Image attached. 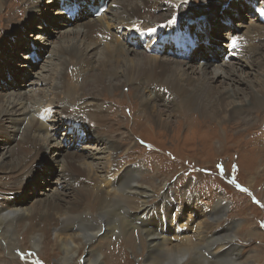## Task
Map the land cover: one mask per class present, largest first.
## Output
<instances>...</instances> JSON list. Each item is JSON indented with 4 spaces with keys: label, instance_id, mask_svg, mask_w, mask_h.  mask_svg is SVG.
<instances>
[{
    "label": "bare ground",
    "instance_id": "obj_1",
    "mask_svg": "<svg viewBox=\"0 0 264 264\" xmlns=\"http://www.w3.org/2000/svg\"><path fill=\"white\" fill-rule=\"evenodd\" d=\"M26 1H28L29 6ZM188 1L191 4L193 3V0H161L159 3L166 8L154 11L152 10L156 4L154 0H112V3H116L119 9L110 18V20L116 21V30L113 33L110 28V20L106 21V19L91 17L90 12L87 10H85V14L79 18L78 22L73 23V26L70 25L75 27L74 30L69 29L68 31L60 32L61 27L54 26L56 19L59 17L56 13L52 14L48 11L54 5L52 4L51 7H41L38 14L40 18L47 20L48 17L55 16L51 26L56 28V30H51L52 33H59V36L64 33H71V31L72 33L70 36L69 34L61 36L62 41L57 46L58 49L52 48L51 50V54L55 56L56 59H54L57 62H54L52 67L47 69L49 74L46 77L49 80V88L44 89V86L42 84L40 86V82L37 81L32 84L35 85V88L32 89L31 87L30 91H23V93L21 90L16 91L17 84L15 85L14 81L20 80L17 74V71L21 68L20 65L14 63L8 65L7 69L6 66L0 65V73L7 75L8 72L13 76V82L9 81L5 76V83L0 80V194L2 195L3 191L17 193L15 195V199L17 200L6 205L9 206L7 208L10 214H4V209L0 206V251L3 248L2 242L6 243L7 249H14L13 244L15 240L13 239V235L21 228L22 230H26V237L33 246L45 249L51 248L54 244V241L51 239L46 240L45 236L53 235L54 240H58V246L67 258L75 256L76 252L89 241L88 247L93 245L91 251L92 257L86 256L85 251V256L83 257V260H85L84 264H120L119 262L127 264V260L125 259L127 255L124 249L128 246L133 249L135 245L132 244L129 236L141 230L140 234L143 235L144 240L140 242L139 246L148 249V251L143 254L144 259L142 261L139 258L140 264H177L183 259L181 257L184 251H189L190 257L194 255V250L200 246H202L203 250L212 244L220 246V243L232 237L231 232L221 237L220 234L215 235L216 224L213 222L204 223L202 220L203 223L199 222L197 224V227H199L197 236L192 239L190 234L182 232L186 230L184 229L185 226L187 228L190 224L192 226V218L189 216V219L185 218L183 220L180 216L175 218L170 216L172 208L170 200L167 197L171 196V192L161 190L158 195H161L158 202L154 204L153 201L155 199L152 198L153 204H149L150 196L148 197V195L153 190L150 188L151 183L148 182L152 180V173L143 175L135 166L126 171L114 168L117 167L118 163L111 159V155L114 154L112 151L121 148L123 139H131L130 132L134 128H137V123L136 120L131 121L129 123L130 131H121L120 128L123 123L119 118H121L122 113L114 109L108 114L107 109L103 108L104 104L100 103V99H98L104 91L112 93L117 89L118 84H121V82H115L113 79L121 77L123 82L125 81L133 87V93L138 97L140 106L149 108L151 116H155L160 120L166 114H164L163 109L158 107L159 104L156 97L165 98L164 89H167V93L170 96L172 95V98L169 101L168 98L166 99L167 101L164 99L162 104L169 105V108L175 104L173 111L169 110V114L167 115L171 116V113L175 111L177 113L180 112L183 121L187 123L193 117L197 119V115L195 112H186V109L197 110L206 119H209L214 114L213 112L219 110V114L217 115L220 119L227 121L235 120V124V118H242L241 121H245L254 112H256V117H254L253 121L257 122L260 116L259 119L262 120L264 118V72L261 76H258L260 72L264 71V27L261 26L262 24L255 17L249 18V23L241 25V27L237 23L235 26L231 24L227 26V31L224 32L227 40L234 35L246 39L247 46L244 48V55L237 58L236 62L245 60V64L247 65L254 58L255 63L252 65L254 68L249 75L253 76V78L250 80L237 76L236 65L239 63H236L235 60H229L230 62L227 64L222 62L220 66L217 65L214 68L211 65L210 67L209 63L200 67L198 64L189 61V55L185 53L182 56L174 54L170 57L166 56L168 55L166 54L168 47L162 44L159 45V53L150 54L144 49L135 47L136 40L133 42L126 36H124L125 39L123 41L118 38L116 41L107 42L103 46L97 47L101 43L100 37H97L98 35L107 34V36L113 38L118 33L119 28H127L133 25L134 21L139 25L135 30L144 32L147 30L159 32L167 27L174 26V36H179L181 33V30L176 29L175 26L183 25L186 28V32L189 34L193 33L197 41L200 42V31L202 32L204 28L206 29L210 25L207 19L200 18H213L211 22H216L214 17L217 15L218 2L215 0H200L198 5L190 7ZM12 2L16 5L20 2L25 3V21L30 22L27 20L28 16H34V10H30L34 9L35 3H39V0H12ZM74 2L79 5L86 4L90 9H93L101 1L74 0ZM5 3V0H0V10ZM45 3L51 4L52 2L50 0ZM102 20H105V23ZM22 23L23 21L20 18L17 23L20 24L19 26H26L28 24ZM3 26L5 25H1L0 22V34L4 32ZM124 30L126 31L127 29ZM13 31L16 32L17 29L13 28ZM29 35L35 37L33 34ZM131 39L134 40L135 38ZM255 40H257V43H254ZM4 41L0 43V48L6 52L7 49L6 44H3ZM47 43L48 39L45 40L46 45ZM139 44L137 45L139 46ZM103 47H111V50H105ZM98 48L101 51L97 55L93 50ZM206 48L202 46V51ZM44 49L48 51V46H44ZM252 53L253 56L251 55ZM51 54L49 56H53ZM248 57L250 58L249 60ZM233 62L234 65L231 66ZM36 66L30 71L34 72ZM10 68L14 70L11 71ZM227 72L235 73L236 76H225ZM218 78L221 79L219 80ZM225 79H229L230 83H226ZM216 81H219V83H215ZM242 84L246 86L247 90H245L246 88H241ZM136 87L140 88V90ZM10 92H15L19 95L7 98L6 96L10 95ZM35 93L40 99L32 105L37 104V107H39H35L37 109L34 110V116H29V107H32V105L29 106V103L34 100ZM116 106L120 108L119 104ZM46 108H51V116L43 123L38 119L37 113ZM146 108L141 109V111L144 110L143 112L146 113ZM203 109L208 111L207 114L202 113ZM57 117H61V123L56 120ZM63 118L65 129L68 130V133L73 134L74 141L79 137L76 134L77 132L87 133V141L94 139L96 147H90L89 143H83L82 146L78 147L73 144V149L71 150L72 147L67 146L70 142L57 140L55 137L57 130L55 129H57L56 127H61ZM68 119L73 121L80 120V124L78 122H71L70 124ZM131 119H136L133 116V112ZM196 119H194V122H197ZM12 122L19 124V126L13 125ZM88 122L91 124L89 127ZM84 127L88 128L90 134L93 132L96 138L93 135L90 136ZM2 134L6 135L5 140L1 137ZM248 137L247 143L249 148L254 152L258 151L264 154V150L253 148L257 147L253 144V132H250ZM10 146H13L12 149L16 148L18 156L14 157L11 149V159H6ZM261 156L263 155L259 154L257 156L259 160ZM119 157L120 155H118L120 161ZM94 158L106 159L105 170L93 164ZM36 162L44 164V168L46 169L41 171H39L40 169L31 170L32 167L36 166ZM52 163H56L57 168L54 169L56 177L50 182L61 185V192L66 194L67 199L71 194L76 198L75 202L72 201L73 199L66 202L72 208L69 211L61 210V203H57L60 202L58 197L51 194L55 190H58L56 184V187L51 188L46 186L39 190L38 194L41 196L36 197V202H39L41 197L50 195V197L41 201L42 204L40 205H42V208L37 209L32 204L28 208L26 206L25 210H22L19 201L26 196V193H23L27 184L26 179H34L32 187L38 188L39 184L44 183L45 180L44 176L41 175L46 170H49ZM106 170L107 172H104ZM109 171L118 174L117 176L106 175ZM22 176L24 178L21 179ZM82 177L92 180L91 187L89 185L84 186V179ZM80 181H83V185L80 184ZM102 181L107 184L105 188L101 186ZM140 182H146V185L145 183L142 184L145 187L138 188ZM75 184L79 186L76 187ZM66 187L72 190L67 191ZM136 191H139V193ZM190 191L186 190L183 198L179 195L177 199V194L174 195L181 204L178 211H182L184 207H192L194 211L200 210L197 206V204H200L198 200L195 204L188 205L192 198ZM73 192H75L74 195ZM129 196H139L141 200L143 199V201L140 200L141 202L145 200L146 202L141 204L142 206L135 208L126 207L127 204L124 202L128 203L127 199L129 200ZM158 196L156 195L155 197ZM32 200L35 202V198ZM15 206H18L19 210H16ZM225 206V201L218 199L211 214L224 211ZM162 211H164L166 219V229L164 225L162 227L161 224H158L159 214L161 215ZM178 211L177 213L181 212ZM154 213L157 220L154 217ZM59 214H62V216ZM12 218L17 219L16 228L13 227ZM37 219L40 220L38 225L43 224L41 226L43 228L37 225ZM227 223L230 226L232 221H228ZM154 224L160 226L159 230H152ZM139 226H142V228H139ZM169 226L177 228L174 238H179V244L171 243L170 237L167 234ZM210 226L212 227L208 228ZM47 229L51 230L52 233L45 235L44 232ZM178 229L180 232H178ZM87 230H92L94 233H90ZM63 235L68 236L64 237ZM108 235H113L118 239L121 260L115 255H113V260H107L106 253L98 245L97 241ZM124 238L128 246L123 242ZM228 247L229 252L233 253V259L239 264H244L245 262L243 263L240 260L241 255L236 253L235 244L230 242L225 243L224 249ZM254 256L258 255L254 254ZM255 260L251 261L250 264H255ZM2 264L4 263L2 262ZM192 264H195V262L192 261ZM200 264L203 263L200 262Z\"/></svg>",
    "mask_w": 264,
    "mask_h": 264
},
{
    "label": "rangeland",
    "instance_id": "obj_2",
    "mask_svg": "<svg viewBox=\"0 0 264 264\" xmlns=\"http://www.w3.org/2000/svg\"><path fill=\"white\" fill-rule=\"evenodd\" d=\"M46 1H50V0H39V3H35L36 5L34 9L31 10L29 9L30 11L34 10L33 12L34 16L33 17L28 16L27 20L30 22L25 21L26 5L23 2H20L18 5H16L12 2V0H5L6 3L0 10V22L1 25H5L3 26L4 32L0 34V43L6 39L3 44H6V49H7L5 52L2 48H0V65H2L3 67L6 66V69L8 68L7 67L8 65H12L14 63L20 65L21 68L17 71L20 80L14 81V84L15 85L17 84V87L15 88L16 91L21 90L22 93L23 91H30L31 87L32 89L35 88V85L32 84H34L37 81L40 82L39 84L40 86L41 84L42 86H44V89L49 88V84H48L49 80L46 77V75L49 74L47 69L52 67V64H54V62L55 63L57 62L55 60L56 59L55 56L51 54V50L52 48L58 49L57 46H59L62 41V39L60 38L61 36L64 35L67 36L68 34L70 36V34L72 33L71 31V33L70 32L64 33L61 36H59V33H52L51 30H56V28L51 26L52 20L55 19V16L48 17L47 20L40 18V15L38 14L41 7L42 8L44 6L51 7L52 4L54 5L48 11L51 12L52 14L56 13L57 16L59 17L58 19H56V22L54 21L55 22L54 26H60L61 30L58 29L60 30V32L68 31L69 29H73V30L75 29V27H72L73 25L65 26L63 24L64 23L62 17L63 13L59 10L60 7L56 0H51L52 2L51 4L45 3ZM65 1L67 3V0ZM111 1L112 0H110V3L115 5L116 7L112 9L108 8L98 18L110 20L111 16L114 15L115 12L119 11L118 5L116 3H112ZM154 1H156V4L152 8V10L155 11L157 9L161 10L166 8L159 3V1L161 0H154ZM215 1L221 2V8L218 6L219 7L218 10L220 9L219 14L221 15V12H223L225 9V7H222V5H225L227 3V0H215ZM26 3L28 4V1H26ZM199 3L200 0H193V3L192 4L190 3V7L191 6L194 7ZM84 10L88 11V9L86 8ZM230 11L232 12L233 10ZM242 12L244 13V10ZM20 18L23 21L22 24L28 23L26 26L24 25L25 27L23 25L19 26L20 24H17ZM247 21L249 23L248 15H244V18L241 20L236 19V22H238V24L241 25H244L242 23H247ZM102 22H105V20H102ZM109 23H110L111 32L113 33L116 30V24H115L116 21L111 19ZM223 24L224 22L222 23V26ZM13 28L17 29L16 31L17 33L14 31L12 32ZM226 30H227L226 28H222L220 31L217 32L215 29L214 36L219 40L223 39L226 36L224 35V32ZM29 34H33L35 37ZM127 34L128 31L126 32L124 29H122V34H121V37L123 36L121 38L122 41L125 39L124 36H126ZM214 36L211 32L210 33L211 43H215ZM28 38L33 39L36 43H38L39 45L38 50L41 56L40 59L37 61V63H35L33 66L35 67L36 64H38L34 72L30 71L33 67H30L28 65V59L26 56L27 54L26 40ZM47 39H48V43L46 45L45 40ZM103 45L104 43H101V45H98L97 47H101ZM44 46L46 47L48 46V51H45ZM203 47L206 48L205 46ZM103 49L111 50V47H103ZM93 51L98 55L101 49L98 48ZM200 51L202 52L200 57L195 58L194 55H192L189 58V61L198 64L200 67L201 65H205V63L208 61L209 66L211 65L213 68L217 65L220 66V64L222 63V61L220 60V58L222 57V52L215 51L213 53L214 49L211 50L207 48L204 49L203 51L202 50ZM50 54L53 56H49ZM210 54L212 56H216L217 58L213 59L212 56H210ZM251 55L253 56V53ZM249 59L250 58L248 57V60ZM252 59L253 60H251L247 65L245 64V60L236 62V59H234L236 63H239L238 65H236L237 76H241L245 78V80H250L251 78H253V76H249L254 68L252 65L255 63L254 58ZM229 62L230 61L228 62L226 61L224 63L227 64ZM232 65H234V62L231 64V66ZM10 69L11 71L14 70L12 68ZM6 71H10V70H6ZM263 72L264 71L260 72L258 76L259 75L261 76ZM236 74L227 72L225 76L235 77ZM4 76L7 77L9 81L13 79V77L12 79L8 78V73L7 75L4 73H0V80L3 81L4 83H5ZM218 79L220 80L221 78ZM113 80L115 82H121V84H118V88L115 89L112 93L110 91H104L102 94H100V97H98V99H100L99 102L100 103L102 102L104 104L103 108L107 109L108 114L114 109L117 112L122 113L121 118H119L120 121L123 123V125L121 123L122 125V127L120 128L121 131L124 130H125L124 132L130 131L129 123L131 121L136 120L137 123L136 124L137 128L133 129L134 132L132 130L130 132L131 133L130 136H132L131 139L130 140L123 139L121 148L112 151V153L114 154L111 155V159H113L116 163H118L116 168H118L121 165L128 164L130 166H128L127 168H132L131 166H135L139 172L143 173V175H149V173H152V180H149L148 182L151 183L150 188L153 190V192L148 195V197L150 196L148 201L149 204H153V202L155 204L158 202L161 196L158 195L161 190L171 192V196L167 197L171 201L177 200L179 195L180 197L183 198L184 197L183 195L186 193V190L187 191L191 190L190 195L192 196V198L190 200V203L188 204H195L197 200L200 203V205H197L200 208V210L197 209L198 211H194V209L188 207V211H187V215L188 212H191L193 214L194 219L197 220L196 222H193L192 226L190 224V228L188 229V231H185L186 234H190L192 239L197 236L198 233L197 230H199L197 224L199 222L215 223L216 227L214 233L215 235L220 234V237L228 232L232 233V237L228 238L223 243H220V246H218L217 244H212L210 245V247L204 250L202 246H200L199 248H196L194 250V255H191L190 257H189L190 252L184 251V254L181 257L183 259L180 260L179 261L180 263L178 262L177 264H192V261H194L195 264H200V262H202L203 264H233V263L239 264L237 261L233 259V253L229 252V247L224 249V244L227 242L235 244V246L237 247V248L235 247L236 253L241 255L240 260L243 261V263L245 262L244 264H248V263L250 264V262L254 261V259H256L255 264H264V154L259 153L258 151L254 152L252 149L249 148V145L247 143V138H249L248 137L249 133L253 132V136H254L253 144L257 146L253 148L264 150L263 149L264 118L261 120L259 119L261 117L260 116L257 119L258 123L253 121L254 117H256V112H254L252 113L253 116L251 115L248 119H245V121H241L242 118H235L236 119V124H235V120L227 121L220 119L219 116L217 115L219 114L218 113L219 110L213 112L214 114L210 116L209 119H206L204 115L199 113L197 110L192 111L186 109V112H195L197 115V119L193 117L190 119L189 123H187L183 121V117L180 112L177 113V111H175L171 113V116L167 115L169 114V110L173 111V107L175 106V104L170 108L169 105L166 106L162 104L164 102L163 101L164 99L166 100L168 98L169 101L172 98V95L170 96L166 91L164 92L166 94L165 98L162 99L156 97L157 102L159 104L158 107L163 109L165 112L164 114H166L162 117L163 119L160 120L157 119L155 116H151V110L149 108L140 106L139 99L134 95L132 86L128 85V83L125 81L123 82V80H121V77L119 78L115 77V79ZM225 82L230 83L229 79H225ZM215 83L218 84L219 81H216ZM136 88L140 90V88L138 87ZM241 88H246V86L242 84ZM245 90H247V88ZM18 95L19 94H16L15 92H10V95L6 97L8 98ZM6 97L5 99H7ZM39 99L40 97L36 95L34 100H32V102L29 103V106L32 105L34 102L37 103ZM117 104H119L120 108L116 106ZM35 107H37V104H34L32 105V107H29L30 108L29 116H34V110L37 109L39 106L37 108ZM143 108H146L145 110L146 113L143 112L144 110L141 111V109ZM132 112H133V116L136 119H131ZM207 112L208 111L204 109L202 111V113L204 114H207ZM60 119L61 117H57L56 120L59 121V123H61ZM194 119H196L197 122H194ZM12 124L19 126V124H15L13 122ZM87 124L88 127L91 126L89 122ZM60 126L61 127H56L57 129H55L57 130L55 137L57 138V140H60L61 142H65L62 141L64 138L66 139V141L70 142L69 139H73L72 137L74 136L72 133L65 134L64 118L62 119V124ZM84 129L88 132L87 127H84ZM88 134L90 133L88 132ZM92 135L93 137L95 136L93 132L90 134V136ZM1 137L3 138V140H5L4 138H6V135L2 134ZM3 140L1 139L2 142H4ZM83 143H89L90 147H96L94 139H92V141L91 140L87 141V138H85V140L81 142L80 146H82ZM12 148L13 146L12 147L10 146V148L8 149L7 152L8 154L6 159H11ZM72 149L73 147L71 148V150ZM12 151H13V156L17 157L18 153L16 148L12 149ZM259 154L263 155L260 157V160L257 157L259 156ZM118 155H120L119 157L121 159L120 161L118 159ZM101 156L103 157V155ZM105 161L106 159L94 158L92 162L94 165H97L98 167L103 168L105 170L104 168ZM35 165L36 166L34 168L32 167L31 170L46 169L44 168V164H41V162H36ZM55 168H57L56 163H52V166H50L49 170H46L41 175L44 176L45 180L44 183L39 184L38 188L32 187V184H34L33 181H35L34 179L25 178L27 184L24 189L25 192L23 193H26V196L24 198H21L19 201V205L22 206V210H25L26 206L28 208L32 204L35 205V208L37 209L42 208V205H40L42 204L41 201L47 199V197H50V195L46 197L44 196L41 197L40 198L41 200L39 199L40 200L39 202H36L37 199L36 197L41 196L38 193L39 190H41L42 188L46 186L51 188L56 187L57 183L50 182L52 179H54V177H56V171H54ZM104 172H107V170ZM22 178H24V176H22L21 179ZM144 183L146 185V182L143 183L140 182L138 184L139 185L138 188L145 187L142 185ZM80 184L83 185V181H80ZM102 185L103 183H101V186ZM89 186L91 187V185ZM61 188H62L61 185L57 184L58 190H55L51 194L52 196L55 195V197L56 196L58 197L60 202H57V200L56 202L58 204L61 203L60 204L61 210L69 211L72 208V206L70 204L67 205L66 203L67 200L70 201L73 199L72 201L75 202L76 198L73 197L71 194L67 199L66 194L61 192ZM66 190L71 191L72 189L66 187ZM136 192L139 193V191ZM74 194L75 192H73V195ZM175 194H177L176 195L177 199L174 197ZM10 195L12 197H10ZM156 195L158 197H155ZM1 197L2 198L4 197L3 204L1 202L2 200ZM31 198L32 199L35 198L36 203ZM152 198L155 199L153 202L151 201ZM218 199H223L225 201L226 206L224 208V211H221L220 213L217 214L214 213L211 214V211L213 207L216 205V201ZM140 200L141 198L139 196L136 197L129 196V200L127 199L128 203L127 202L124 203L127 204L126 207L130 206L131 208H135L138 206H142L141 204L146 202L145 199L144 202H141L143 201V199L141 201ZM12 201H14L12 194L7 195V192H2V195L0 194V206H2V208L4 209L3 210L4 214H10L8 211L9 206H6L8 205V203L6 202H12ZM179 206L181 207V204H179ZM15 209L19 210V207L15 206ZM204 211H206V213H204ZM37 214L39 215V213ZM60 216H62V214ZM16 220H17L16 218L13 219V227L15 228L17 225ZM39 221L40 220L38 219L36 220L37 225L39 224ZM228 221H232V224H230V226L227 223ZM42 225L43 224L38 226L40 228H43L41 227ZM211 227L212 226L208 228ZM139 228H142V226H139ZM152 230H156L154 226H152ZM87 231L90 233H94L92 230L91 231L87 230ZM140 231L139 232L136 231L134 235L129 236V238L132 240V244H135L133 249L125 243V238L123 240L125 245L128 246L124 249L127 255L125 257V259L127 260L126 262L127 264H140V261L144 259L143 254H145L148 251V249L139 246L140 242L144 240V237L143 235L140 234ZM49 233H52V231L48 229L44 232L45 235H48ZM169 234L171 235L172 231H169ZM63 236L66 237L68 235H63ZM185 236L187 237V235ZM13 237L12 238L15 241L13 244L14 249L12 250L7 249L5 246L6 243L2 242L3 248H1L2 251H0V264H2V262L4 264H34L37 262L38 259H40V262L42 264H84L85 260H83V257L85 256V251H86V256H88L89 258L92 257L91 251L93 245L88 247L87 244L89 241H87V243H85V246H83L76 252L75 256H72L71 258H67L64 256L61 248L58 246V240H54L53 235L45 236V239L47 238L46 240L51 239L52 241H54L53 246L48 249L33 246L26 237V230H22L21 228L15 232ZM168 237H170V241L172 244H179V238L178 239L175 238L177 241H173L172 240L173 236H168ZM97 242L98 245H100V247L102 248L103 252L106 253L107 260L110 259L113 260V255H115L119 260H121L120 251L118 249V239L115 236L108 235L106 237H103ZM154 251L158 253L155 249ZM254 254L258 255L256 256L258 258H256ZM64 261L66 262L64 263ZM119 263L123 264V262H119ZM36 264L39 263L37 262Z\"/></svg>",
    "mask_w": 264,
    "mask_h": 264
},
{
    "label": "snow or ice",
    "instance_id": "obj_3",
    "mask_svg": "<svg viewBox=\"0 0 264 264\" xmlns=\"http://www.w3.org/2000/svg\"><path fill=\"white\" fill-rule=\"evenodd\" d=\"M170 22H172V21H170Z\"/></svg>",
    "mask_w": 264,
    "mask_h": 264
}]
</instances>
